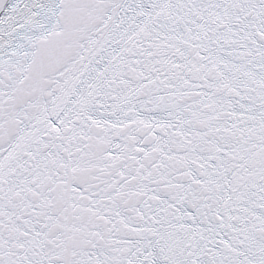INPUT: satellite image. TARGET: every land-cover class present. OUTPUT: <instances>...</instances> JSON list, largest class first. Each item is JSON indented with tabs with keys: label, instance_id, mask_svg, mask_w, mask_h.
Listing matches in <instances>:
<instances>
[{
	"label": "snow or ice",
	"instance_id": "6c2138e0",
	"mask_svg": "<svg viewBox=\"0 0 264 264\" xmlns=\"http://www.w3.org/2000/svg\"><path fill=\"white\" fill-rule=\"evenodd\" d=\"M0 264H264V0H0Z\"/></svg>",
	"mask_w": 264,
	"mask_h": 264
}]
</instances>
